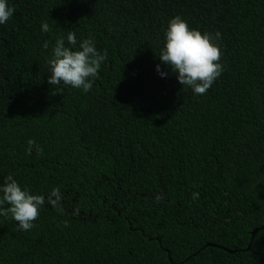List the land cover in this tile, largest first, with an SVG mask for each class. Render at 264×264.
Here are the masks:
<instances>
[{
	"label": "trees",
	"instance_id": "trees-1",
	"mask_svg": "<svg viewBox=\"0 0 264 264\" xmlns=\"http://www.w3.org/2000/svg\"><path fill=\"white\" fill-rule=\"evenodd\" d=\"M10 4L0 182L59 187L62 211L45 201L29 231L0 217V264H264V230L252 240L264 225V0ZM176 15L221 33L224 70L205 94L159 61ZM69 29L107 51L88 93L47 81L41 45ZM29 139L42 151L26 154Z\"/></svg>",
	"mask_w": 264,
	"mask_h": 264
},
{
	"label": "clouds",
	"instance_id": "clouds-1",
	"mask_svg": "<svg viewBox=\"0 0 264 264\" xmlns=\"http://www.w3.org/2000/svg\"><path fill=\"white\" fill-rule=\"evenodd\" d=\"M14 14L10 0H0V25L7 23ZM40 31L49 33L51 28L46 21H41ZM41 47L50 50L45 56L47 81L54 92L65 89H79L88 93L94 84L101 65L107 60V51L97 48L95 37L77 40L76 33L69 29L57 36L54 42L45 40ZM221 33L201 32L192 28L181 16L171 18L164 31V43L160 49L159 61L175 75L183 87L187 86L193 94L202 95L222 74ZM160 78L165 79L169 71L162 70L161 64L155 65ZM33 148L42 149L32 139L27 141L26 154ZM195 196V193H193ZM47 204L59 209L62 193L59 187H53L46 193L34 194L28 186H22L12 174L0 182V217L16 222L19 231H29L35 227L34 221ZM7 205V207H5ZM62 211V209H59Z\"/></svg>",
	"mask_w": 264,
	"mask_h": 264
},
{
	"label": "water",
	"instance_id": "water-1",
	"mask_svg": "<svg viewBox=\"0 0 264 264\" xmlns=\"http://www.w3.org/2000/svg\"><path fill=\"white\" fill-rule=\"evenodd\" d=\"M264 230V225L262 227H259L255 229L252 233V240L255 238V236L259 233V231ZM209 246H215V245H209ZM250 249V246L248 247V250Z\"/></svg>",
	"mask_w": 264,
	"mask_h": 264
}]
</instances>
